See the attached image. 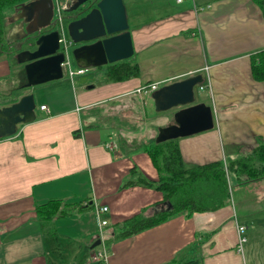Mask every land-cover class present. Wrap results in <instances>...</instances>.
<instances>
[{
  "label": "crops",
  "instance_id": "crops-1",
  "mask_svg": "<svg viewBox=\"0 0 264 264\" xmlns=\"http://www.w3.org/2000/svg\"><path fill=\"white\" fill-rule=\"evenodd\" d=\"M138 1L129 6L124 0L141 69L137 78L110 82L103 71L76 85L66 81L53 89L66 91L55 102L67 104L58 106L22 90L23 83L15 86L22 66L0 57V107L27 93L39 107L33 122L0 139V264H86L99 230L95 205L109 209L103 214L110 222L108 239L124 220L161 211L162 192L127 183L158 179L144 149L174 122L178 109L157 111L152 96L138 92L143 86L199 74L210 86L212 94L209 88L196 91L195 103L213 108L214 128L178 139L188 164L235 161L264 143V80L255 79L251 64L264 50V14L257 3L150 0L165 13L150 12L145 20ZM228 178L231 202L225 207L190 218L179 214L114 240L109 264H264V179L234 172ZM54 199L62 200L64 213L42 219L37 207ZM239 226L246 238L241 250Z\"/></svg>",
  "mask_w": 264,
  "mask_h": 264
},
{
  "label": "water",
  "instance_id": "water-1",
  "mask_svg": "<svg viewBox=\"0 0 264 264\" xmlns=\"http://www.w3.org/2000/svg\"><path fill=\"white\" fill-rule=\"evenodd\" d=\"M90 0H75L68 12H75L67 24L68 35L74 45L72 54L78 67L98 68L134 56V44L127 7L124 0H94L81 12L80 7ZM86 6V5H85ZM54 0H32L15 9L10 23L15 25L6 36V43L13 45L35 33L40 34L34 46L16 54L18 64L23 65L26 82L22 89H28L64 77L62 63L65 55L59 52V33L56 30L44 32L53 25ZM203 75L164 85L153 92L152 99L157 111L178 109L174 122L161 128L157 143L192 136L214 128L213 108L206 103H195L196 86L203 83ZM37 105L34 95L27 93L11 105L0 107V139L16 134L19 125L36 119ZM161 210L172 209L165 201ZM100 244L97 239L91 248Z\"/></svg>",
  "mask_w": 264,
  "mask_h": 264
},
{
  "label": "trees",
  "instance_id": "trees-1",
  "mask_svg": "<svg viewBox=\"0 0 264 264\" xmlns=\"http://www.w3.org/2000/svg\"><path fill=\"white\" fill-rule=\"evenodd\" d=\"M29 1L32 0H0V57L5 55L11 57L14 66L18 64L15 60L16 54L34 46L40 35L35 33L13 45L6 43L7 33L15 25V23H10L11 16L16 8ZM254 1L264 14V0ZM69 16L70 14L65 16L67 21L71 19ZM44 29L42 33L50 31V28ZM251 64L255 79L264 80V50L253 55ZM21 66L22 74H24L23 65ZM100 68H104L106 78L110 82L137 78L141 73L135 55ZM25 82L26 80L23 84ZM16 100L17 98L10 104ZM144 150L157 169L158 179L140 177L138 181L127 183V186L141 185L162 192L164 201H169L172 204V209L168 211L159 210L151 217L140 214L124 220L113 229V235L107 242L108 245L114 240L131 237L179 214H184L190 218L194 213L213 212L225 207L231 202L228 178L230 172L239 176L242 175L247 180L264 179V143L259 144L248 155L235 161H216L205 165L185 162L178 145V139L161 143L154 141L147 144ZM61 203L62 200L60 199L47 201L37 207V212L42 219H52L64 213ZM180 264H199V261L190 260Z\"/></svg>",
  "mask_w": 264,
  "mask_h": 264
},
{
  "label": "built area",
  "instance_id": "built-area-1",
  "mask_svg": "<svg viewBox=\"0 0 264 264\" xmlns=\"http://www.w3.org/2000/svg\"><path fill=\"white\" fill-rule=\"evenodd\" d=\"M70 0H54V17H53V24L55 26V29L59 32V52L64 53L65 60L62 63L64 68V73H68L70 77L73 78V75L75 73H84L85 69H78L77 71H74L71 67V55L69 52V47L74 46L73 41L69 37L66 29V23H65V12L69 9L68 2ZM181 2L182 0H178ZM159 83H152L146 86L141 87L138 89V92L144 93L148 96H152L153 92L159 89ZM199 90L204 91L205 88H209L211 94L212 90L210 86L200 84ZM46 105H41L40 110H47ZM108 147H111L110 144H107ZM107 206H101V205H95L94 212L96 215V219L98 222L99 227V235L98 238L100 239V244L96 248H91L89 250L86 264H109L108 258H109V247H108V237L106 234L105 228L110 225L109 220L103 218V214L108 212ZM238 235H239V245L238 249L241 250L242 244L244 241H246V238L244 236L245 227L239 226L237 228ZM1 233V229H0Z\"/></svg>",
  "mask_w": 264,
  "mask_h": 264
},
{
  "label": "rangeland",
  "instance_id": "rangeland-1",
  "mask_svg": "<svg viewBox=\"0 0 264 264\" xmlns=\"http://www.w3.org/2000/svg\"><path fill=\"white\" fill-rule=\"evenodd\" d=\"M74 1L75 0H70L69 2H68V5H70L69 7H71L72 6V4L74 3ZM155 1V4H157L158 3V1L157 0H154ZM127 3L129 4V6H130V4H131V2H130V0H127ZM138 4L140 5V10L141 11H143L145 14H144V19L145 20H148L149 19V13L150 12H154V13H152V14H157V15H160V14H164L165 12H163V11H161V10H159V9H157V8H155V7H151V5H150V0H139L138 1ZM176 5H178V4H176ZM130 12H131V7H130ZM132 13H133V9H132ZM68 14H70V15H73V14H75V12L73 13V12H65V16L66 15H68ZM127 14H128V11H127ZM65 21H67L66 19H65ZM52 22H53V20H52ZM66 24H67V22H66ZM47 29H49V28H47ZM47 29H44V30H47ZM66 29H67V27H66ZM67 33H68V31H67ZM74 50V46H70L69 47V52H70V55H71V67H72V69L74 70V71H77L78 70V65L76 64V62H75V59H74V56H73V54H72V51ZM8 57V56H7ZM9 59H10V62H11V64H12V61H13V59L11 58V57H9ZM15 60H16V58H15ZM103 71H105L104 70V68H100V67H98V68H89V69H87L84 73H86V74H84V73H75L74 75H73V78L72 77H70L69 75H68V73H65L64 74V77L63 78H61V79H58V80H53V81H50V82H47V83H44V84H39V85H36V86H34V87H29V89H32V90H34L35 91V93L39 96V94H40V97H41V99L42 100H44V102H48L50 99H53L54 100V102H55V97L56 96H60V97H63L64 95H66V91L65 92H63L64 91V88H56L54 91H53V89H54V87H58L60 84H62L61 86L63 87V83H66V81L70 84H77L78 82H79V79H86V81H87V78H88V76H89V74H92V73H96V74H100V73H102ZM13 73V77H15L14 76V71L12 72ZM80 74H84V75H80ZM80 75V76H79ZM84 77V78H83ZM14 80H15V78H14ZM24 80H25V78L23 77V78H21L20 79V82L17 84V85H15V86H20L23 82H24ZM70 81V82H69ZM17 83V82H16ZM90 84H92V85H90ZM54 85H57V86H54ZM88 85H90V86H93V82H92V80L88 83ZM205 90V89H204ZM58 100H59V102H55V103H57V105L59 106L60 104H67V102H66V100L63 102V101H61L60 100V98H57ZM49 105L51 104V103H48ZM39 107H37V109H38ZM38 112H40V111H38ZM99 229V228H98ZM99 231V230H98ZM98 235H99V232H98V234H97V238H98ZM108 237V236H107Z\"/></svg>",
  "mask_w": 264,
  "mask_h": 264
},
{
  "label": "flooded vegetation",
  "instance_id": "flooded-vegetation-1",
  "mask_svg": "<svg viewBox=\"0 0 264 264\" xmlns=\"http://www.w3.org/2000/svg\"><path fill=\"white\" fill-rule=\"evenodd\" d=\"M92 2H94V0H90V1H88L84 6H82V7H80V9L78 10V12H81L85 7H87V5H89V4H92ZM48 28H50V31H53V30H56L55 28H54V25H52V26H49ZM46 32H49V31H46ZM77 46H79V45H74V48L75 47H77ZM18 48V47H17ZM16 48V49H17ZM21 49H23V48H21Z\"/></svg>",
  "mask_w": 264,
  "mask_h": 264
},
{
  "label": "clouds",
  "instance_id": "clouds-1",
  "mask_svg": "<svg viewBox=\"0 0 264 264\" xmlns=\"http://www.w3.org/2000/svg\"><path fill=\"white\" fill-rule=\"evenodd\" d=\"M70 8V7H69ZM69 15V14H68ZM67 15V16H68ZM67 22V24L69 23V21H65V23ZM67 24H66V26H67ZM54 25V24H53ZM54 28H55V26H54ZM57 31V30H56ZM59 33V32H58ZM80 68V67H79ZM80 69H82V68H80ZM86 70V69H85ZM203 82H204V80H203ZM203 84V83H202ZM200 91V90H199ZM97 239H99V238H97ZM109 246V245H108Z\"/></svg>",
  "mask_w": 264,
  "mask_h": 264
},
{
  "label": "bare ground",
  "instance_id": "bare-ground-1",
  "mask_svg": "<svg viewBox=\"0 0 264 264\" xmlns=\"http://www.w3.org/2000/svg\"><path fill=\"white\" fill-rule=\"evenodd\" d=\"M155 83V82H154Z\"/></svg>",
  "mask_w": 264,
  "mask_h": 264
}]
</instances>
